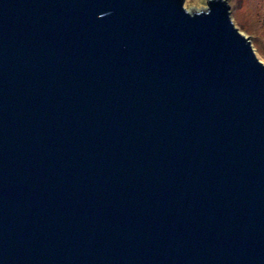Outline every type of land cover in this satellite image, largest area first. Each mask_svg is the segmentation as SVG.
Masks as SVG:
<instances>
[{
    "label": "water",
    "instance_id": "obj_1",
    "mask_svg": "<svg viewBox=\"0 0 264 264\" xmlns=\"http://www.w3.org/2000/svg\"><path fill=\"white\" fill-rule=\"evenodd\" d=\"M0 264H264V62L226 0H0Z\"/></svg>",
    "mask_w": 264,
    "mask_h": 264
},
{
    "label": "rangeland",
    "instance_id": "obj_2",
    "mask_svg": "<svg viewBox=\"0 0 264 264\" xmlns=\"http://www.w3.org/2000/svg\"><path fill=\"white\" fill-rule=\"evenodd\" d=\"M229 15L237 28L248 36L256 55L264 62V0H226ZM192 9L206 6V0H183Z\"/></svg>",
    "mask_w": 264,
    "mask_h": 264
}]
</instances>
